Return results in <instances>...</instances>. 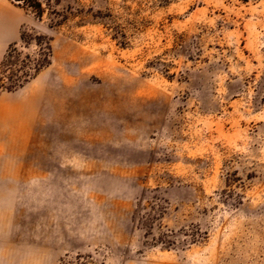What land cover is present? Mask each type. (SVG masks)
<instances>
[{
	"label": "rangeland",
	"instance_id": "1",
	"mask_svg": "<svg viewBox=\"0 0 264 264\" xmlns=\"http://www.w3.org/2000/svg\"><path fill=\"white\" fill-rule=\"evenodd\" d=\"M0 264H264V0H0Z\"/></svg>",
	"mask_w": 264,
	"mask_h": 264
},
{
	"label": "trees",
	"instance_id": "2",
	"mask_svg": "<svg viewBox=\"0 0 264 264\" xmlns=\"http://www.w3.org/2000/svg\"><path fill=\"white\" fill-rule=\"evenodd\" d=\"M6 58H7V57H4V60H6ZM4 60H3V62H4ZM17 83H18V82H17ZM16 85H17V84L14 83V84H12V87H16ZM10 86H11V85H10Z\"/></svg>",
	"mask_w": 264,
	"mask_h": 264
}]
</instances>
